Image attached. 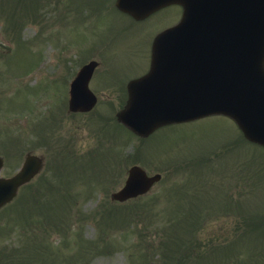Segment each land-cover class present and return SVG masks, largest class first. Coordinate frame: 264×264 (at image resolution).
Instances as JSON below:
<instances>
[{
	"label": "rangeland",
	"instance_id": "374dc122",
	"mask_svg": "<svg viewBox=\"0 0 264 264\" xmlns=\"http://www.w3.org/2000/svg\"><path fill=\"white\" fill-rule=\"evenodd\" d=\"M113 2L0 0V174L26 153L42 158L0 208V264H264V148L223 116L144 139L123 129L125 91L98 73L110 82L141 73L147 38L179 13L160 12L146 31ZM92 58L108 64L90 83L100 100L69 113V82ZM132 164L162 179L111 200Z\"/></svg>",
	"mask_w": 264,
	"mask_h": 264
},
{
	"label": "water",
	"instance_id": "95a60500",
	"mask_svg": "<svg viewBox=\"0 0 264 264\" xmlns=\"http://www.w3.org/2000/svg\"><path fill=\"white\" fill-rule=\"evenodd\" d=\"M167 3L183 8L180 21L154 41L151 67L128 83V100L118 120L138 135L209 114L232 118L246 139L264 146V0H117L138 17ZM95 62L83 66L69 90L70 111H89L96 97L88 88ZM0 157V169L2 167ZM26 154L19 170L0 176V207L40 169ZM160 179L137 165L111 194L125 201Z\"/></svg>",
	"mask_w": 264,
	"mask_h": 264
},
{
	"label": "flooded vegetation",
	"instance_id": "af4514ba",
	"mask_svg": "<svg viewBox=\"0 0 264 264\" xmlns=\"http://www.w3.org/2000/svg\"><path fill=\"white\" fill-rule=\"evenodd\" d=\"M113 6H114V8H116L119 12H121V13H123V14H125V15L128 16V19L130 20V24H133V25H142V24H146L147 26H144V29H145L146 31H148L149 28H151L152 26L155 25V23L157 22V18H156V17H157V15H160V12L168 13V10H169V9L174 8V9L176 10V15L179 13V14L177 15V18L174 19V20L172 21V23H168V25H167L166 27H164L163 29H165V28H167V27H170V26L174 25V24L179 20V18H180V16H181V13H182V8H181V6H180L179 4H174V3H168V4L164 5V6H162L161 8H160V5H159L157 8L152 9L151 11H148L147 13H144L143 15L138 16V17L132 15L131 13L124 12V11L118 9V8L116 7V5H115V2H113ZM163 29H162V30H163ZM160 31H161V30L158 29V30L155 32V34L153 35V37H152L150 40H149V38H147V42H149V52H148V55H147V58H148V65H147V68H146L145 70H143L141 73H139V74H137V75H135V76H132V77L127 78V80H124V81H123V80H119V81H113V82H110L109 79H107L106 76L104 75V70H102L101 73H98V71H99V66L101 65V63H102L103 69L107 70L108 64L104 65L102 61L100 62L99 60H96V59H93V58H92V59H88L87 62L83 63V64L79 67V69H80L82 66H84V65H86V64H88V63H90V62H95V66H94V68L92 69V73H91V75H90V77H89V81H88V86H89V88L92 90V86H91L90 83L92 82V80H94V75H95V73H96V71H97V73L101 76V77L99 78L100 81H102V79H104V80H106L108 83L112 84L113 86H115V87H117V88H119V89L123 88V90L125 91V99H124V100L122 99V101H123V105H122V107H123L124 104H125L126 101H127V95H128V93H127V91H128L127 86H128V83H129L131 80H134V79H136V78H138V77L144 75V74L149 70V67H150V65H151V59H152V47H153V42H154L155 38L157 37V35L160 34ZM79 69H78V70H79ZM97 69H98V70H97ZM78 70H77V71H78ZM95 80H98V79H95ZM69 83H70V82H69ZM92 92L95 94V97H96V103H95V105H96L97 102H98V100H100V98H99V96H98L93 90H92ZM106 100H107V102H112L114 99H113V98H109V97H107ZM67 105H68V100H67ZM69 113H70V112H69ZM115 119H116V117H115ZM108 122H111V121L109 120ZM159 129H160V128L156 129L155 131H153L151 134H149V135H147V136H137V137H139L140 139L147 138V137H149L150 135L154 134V133H155L156 131H158ZM129 132H130V131H129Z\"/></svg>",
	"mask_w": 264,
	"mask_h": 264
}]
</instances>
